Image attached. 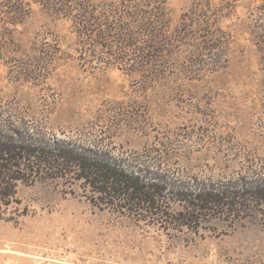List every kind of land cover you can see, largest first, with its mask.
Here are the masks:
<instances>
[{
	"label": "rangeland",
	"instance_id": "374dc122",
	"mask_svg": "<svg viewBox=\"0 0 264 264\" xmlns=\"http://www.w3.org/2000/svg\"><path fill=\"white\" fill-rule=\"evenodd\" d=\"M167 5L172 27L202 25L166 47L157 75L133 70L131 50L114 55L78 39L70 21L37 5L21 23L2 24L24 53L0 56V119L96 143L184 183L264 176V0ZM207 32L214 49L202 47ZM69 182H17L0 207V264H264V211L152 223L98 208Z\"/></svg>",
	"mask_w": 264,
	"mask_h": 264
},
{
	"label": "trees",
	"instance_id": "16d2710c",
	"mask_svg": "<svg viewBox=\"0 0 264 264\" xmlns=\"http://www.w3.org/2000/svg\"><path fill=\"white\" fill-rule=\"evenodd\" d=\"M167 4L168 0H0V56L11 59L24 53L12 45L14 34L1 33V28L5 30L1 26L21 23L37 5L53 18L70 21L78 39L88 36L94 48L113 50L114 55L123 51L129 55L131 50L133 70L140 67L157 75L154 64L165 55L166 47L192 39L196 30L192 24L202 25L194 19L172 27ZM202 37L208 40L202 47L209 44L214 49L215 34L207 32ZM47 180L76 181L98 208L130 213L152 223L188 225L212 214L241 217L264 211V176L184 183L163 168L113 155L96 143L46 136L24 128L11 115L0 119V207L13 201L17 182ZM170 201L182 209L168 211L164 204Z\"/></svg>",
	"mask_w": 264,
	"mask_h": 264
}]
</instances>
